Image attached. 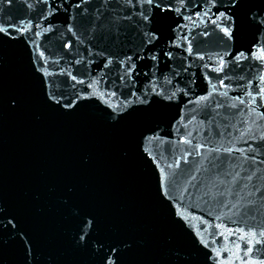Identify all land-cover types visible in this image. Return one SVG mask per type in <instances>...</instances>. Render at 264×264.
<instances>
[{"label": "snow or ice", "instance_id": "snow-or-ice-1", "mask_svg": "<svg viewBox=\"0 0 264 264\" xmlns=\"http://www.w3.org/2000/svg\"><path fill=\"white\" fill-rule=\"evenodd\" d=\"M9 57L47 112L135 125L173 229L168 264H264V0H0V72ZM27 101L20 89L0 104L18 114ZM65 187L71 251L129 264L145 241L104 230ZM0 264H61L2 199Z\"/></svg>", "mask_w": 264, "mask_h": 264}, {"label": "water", "instance_id": "water-1", "mask_svg": "<svg viewBox=\"0 0 264 264\" xmlns=\"http://www.w3.org/2000/svg\"><path fill=\"white\" fill-rule=\"evenodd\" d=\"M20 89L28 94L22 113L0 104V199L23 215L45 254L61 264H88L86 255L71 251L66 234L70 210L61 197L67 184H75L73 206L93 208L106 231L145 241L130 254L129 264H168L166 241L173 229L135 159V125L112 130L91 117L64 119L47 112L19 60L9 57L0 72V99ZM85 153L91 160L87 166L82 165ZM174 242L186 247L184 241Z\"/></svg>", "mask_w": 264, "mask_h": 264}]
</instances>
